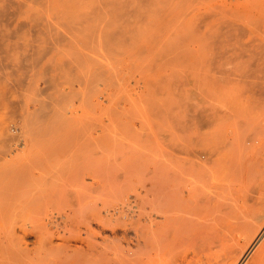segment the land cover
<instances>
[{"label": "rangeland", "instance_id": "rangeland-1", "mask_svg": "<svg viewBox=\"0 0 264 264\" xmlns=\"http://www.w3.org/2000/svg\"><path fill=\"white\" fill-rule=\"evenodd\" d=\"M237 50L264 79V0H0V264H96L172 166L196 264H264V109L226 146L210 97Z\"/></svg>", "mask_w": 264, "mask_h": 264}, {"label": "bare ground", "instance_id": "bare-ground-1", "mask_svg": "<svg viewBox=\"0 0 264 264\" xmlns=\"http://www.w3.org/2000/svg\"><path fill=\"white\" fill-rule=\"evenodd\" d=\"M252 22L249 23V25L251 24V26H253L254 24ZM242 56L237 50V52H235L232 56V67L230 69L225 70L223 67H219L216 79V88H213L215 93L211 89L214 93V96L211 94L212 91L211 93L209 90V92L207 91L208 94L210 93L211 95L209 96L215 98L219 105L218 106L217 103L214 104L216 107H219L216 110H219L220 112V115L218 116L220 118V122L219 124L217 123V134L219 139H221L223 142H226V140L228 141L226 146L227 144L235 145L236 138L237 140L239 138L243 139V136L252 133L251 130L254 127L253 125L256 124L257 121L258 123L261 122L259 121L261 118H259V116L261 114V110L264 109V106H262L264 105L262 104L264 84L259 82L264 79L260 80L261 77L258 78L257 76L259 75L258 72L256 71L257 73L255 74V72L251 69L248 57L246 58L248 60H246L245 58L243 59ZM262 118L264 119V117ZM258 127H260V125H258L257 128ZM256 131V133H258V131L260 132L259 129H256ZM243 142H246L245 138L243 139ZM246 147L248 148L249 146L246 145ZM183 168L184 167L181 169ZM177 172L178 171H176L173 166L171 167L170 174L167 172L169 174V176L167 175L169 177V179H167L169 182L165 180L167 183V188L165 187V190L167 191L166 195L161 194V190H159L160 187L156 190V192L154 191L155 193L153 198L148 201L152 207L150 208L151 211L149 210L148 213H144L143 210L137 215V225H135V227L131 226L133 227V230L129 228L130 225L127 226V224H124L118 230H114L113 234L111 232L112 236H106V238L104 237L106 240L104 241L102 249L96 252L100 254V261H98L96 264H196L194 256L189 255L186 245V242L189 240L188 239L186 241L187 235H190L188 231V225L190 223L189 220H191L189 215V212L191 211V207L189 205L190 202H188V198L185 195L186 192L184 193L183 190L184 183L182 184V182L184 179L182 180ZM183 175L182 177H184ZM181 187L182 189H180ZM190 197L189 199L191 201L192 199ZM193 205H196V201ZM193 205L191 203V206ZM194 216L196 215L191 217ZM196 218L193 219L196 220ZM204 221L206 220L204 219ZM207 222L209 221L207 220ZM191 223L193 224L194 222L191 221ZM206 223L204 224L206 225ZM196 227L194 226V228ZM193 232L196 233L197 231L193 230ZM263 235L264 232L260 233V238ZM202 238L204 239V237ZM196 239L197 238L195 237V240ZM204 241H206V239ZM194 246L195 245L192 247Z\"/></svg>", "mask_w": 264, "mask_h": 264}]
</instances>
